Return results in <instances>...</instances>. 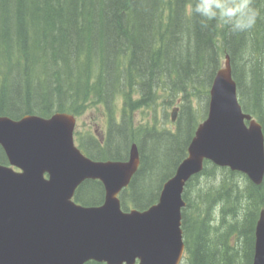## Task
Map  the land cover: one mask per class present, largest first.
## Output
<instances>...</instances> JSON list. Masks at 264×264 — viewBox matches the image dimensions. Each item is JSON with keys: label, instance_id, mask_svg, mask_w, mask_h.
<instances>
[{"label": "trees", "instance_id": "obj_1", "mask_svg": "<svg viewBox=\"0 0 264 264\" xmlns=\"http://www.w3.org/2000/svg\"><path fill=\"white\" fill-rule=\"evenodd\" d=\"M192 4L0 0V115L77 116L98 107L108 117L104 141L79 131L76 140L96 160H126L136 142L141 165L121 192V204L125 210L148 208L187 156L200 123L195 103L205 99V118L213 79L226 55L243 109L264 130V0H253L257 23L239 34L220 22L202 30L200 18L190 12ZM159 100L166 106L178 102L175 131L134 124L135 110L155 107ZM0 163H9L1 145ZM104 198L97 179L84 181L75 194L84 205H99ZM184 199L186 264H253L264 180L257 185L241 172L206 160L202 172L187 183Z\"/></svg>", "mask_w": 264, "mask_h": 264}, {"label": "water", "instance_id": "obj_2", "mask_svg": "<svg viewBox=\"0 0 264 264\" xmlns=\"http://www.w3.org/2000/svg\"><path fill=\"white\" fill-rule=\"evenodd\" d=\"M76 123L70 112L0 115V145L9 160L0 163V264H182L184 192L205 161L257 185L264 180L263 126L243 109L229 55L213 79L208 115L187 156L147 209L124 210L120 198L141 165L138 144H131L126 160L93 159L76 144ZM88 179L103 183V203L75 200ZM255 238L253 264H264V208Z\"/></svg>", "mask_w": 264, "mask_h": 264}, {"label": "rangeland", "instance_id": "obj_3", "mask_svg": "<svg viewBox=\"0 0 264 264\" xmlns=\"http://www.w3.org/2000/svg\"><path fill=\"white\" fill-rule=\"evenodd\" d=\"M225 61L226 58H224V66ZM204 100L205 99H203L199 103V99V101L195 103V105H198L197 110L198 114H200V122L206 118H204L205 115L203 116V111H205L204 105L206 103ZM121 107L122 100L119 99L115 103L117 118L120 117ZM179 108L180 106L176 101H173L170 105L166 106V104H164L162 100H159L155 107H144L135 110L133 115L134 124L136 126L156 125L158 128H166L175 131L177 129V120L180 114ZM173 112H175L174 119L172 118ZM76 120V132L79 131L80 134H84L85 132H92L95 134L97 139H99L100 141H104V138L108 133V117L103 114L98 107H90L83 113L77 115ZM216 213L219 214V211H217ZM182 264H186L185 261H183Z\"/></svg>", "mask_w": 264, "mask_h": 264}, {"label": "clouds", "instance_id": "obj_4", "mask_svg": "<svg viewBox=\"0 0 264 264\" xmlns=\"http://www.w3.org/2000/svg\"><path fill=\"white\" fill-rule=\"evenodd\" d=\"M190 12L200 18L202 30L220 22L232 34L251 30L260 15L253 7V0H193Z\"/></svg>", "mask_w": 264, "mask_h": 264}]
</instances>
